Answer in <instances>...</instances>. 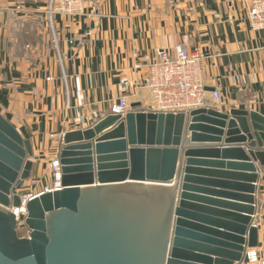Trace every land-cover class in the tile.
<instances>
[{
    "label": "water",
    "instance_id": "obj_1",
    "mask_svg": "<svg viewBox=\"0 0 264 264\" xmlns=\"http://www.w3.org/2000/svg\"><path fill=\"white\" fill-rule=\"evenodd\" d=\"M136 107L63 135L62 189L29 201L23 226L10 209L20 207L18 187L36 158L0 114V264L248 263L246 249L258 247L253 163L264 168V117ZM187 132L197 144L220 143L225 134L226 145L187 146ZM219 157L241 163L208 160ZM212 165L238 171L212 172Z\"/></svg>",
    "mask_w": 264,
    "mask_h": 264
},
{
    "label": "crops",
    "instance_id": "obj_2",
    "mask_svg": "<svg viewBox=\"0 0 264 264\" xmlns=\"http://www.w3.org/2000/svg\"><path fill=\"white\" fill-rule=\"evenodd\" d=\"M92 1L83 16H55L51 31L47 0H0V114L30 142L36 158L19 195L50 189L49 164L58 157L63 135L90 128L111 114L119 98L150 111L144 66L161 53L173 56L176 46L206 56V89L218 92L220 100L207 90L201 108L264 117V31L252 30L242 0ZM189 136L187 146L226 145L225 134L220 143L208 144L190 143ZM253 164L259 171L251 225L258 229V247H264V168ZM208 170L238 171L217 165Z\"/></svg>",
    "mask_w": 264,
    "mask_h": 264
},
{
    "label": "built area",
    "instance_id": "obj_3",
    "mask_svg": "<svg viewBox=\"0 0 264 264\" xmlns=\"http://www.w3.org/2000/svg\"><path fill=\"white\" fill-rule=\"evenodd\" d=\"M247 20L254 31H264V0H242ZM92 0H47L45 16L52 31L55 16L77 17L93 9ZM206 56L199 50H189L184 46H176L173 56L161 53L151 63L145 64L147 69L146 88L151 98V110L155 113L177 114L201 108L207 94L204 80V63ZM136 68H139L137 66ZM122 84H124L122 82ZM212 99L220 100L218 92L211 93ZM131 111L126 97L119 98L111 107V114L125 115ZM49 169L52 174V185L44 192L62 189L61 165L59 158L51 160ZM41 193L20 194V207L11 208L19 226H23L26 217V204ZM22 224V225H20ZM247 264H264V247L246 249Z\"/></svg>",
    "mask_w": 264,
    "mask_h": 264
},
{
    "label": "rangeland",
    "instance_id": "obj_4",
    "mask_svg": "<svg viewBox=\"0 0 264 264\" xmlns=\"http://www.w3.org/2000/svg\"><path fill=\"white\" fill-rule=\"evenodd\" d=\"M60 146H61V145H60ZM50 162H51V161H50ZM20 225H22V224H20ZM19 235H20V237H27V236H28V233H26L24 227H20V228H19Z\"/></svg>",
    "mask_w": 264,
    "mask_h": 264
}]
</instances>
